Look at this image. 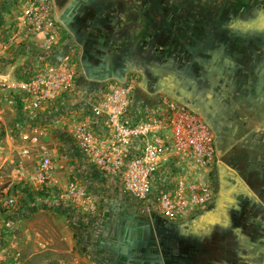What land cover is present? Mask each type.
Returning <instances> with one entry per match:
<instances>
[{
    "label": "built area",
    "instance_id": "2783aa9c",
    "mask_svg": "<svg viewBox=\"0 0 264 264\" xmlns=\"http://www.w3.org/2000/svg\"><path fill=\"white\" fill-rule=\"evenodd\" d=\"M17 4L13 19L16 37L27 43L37 41L48 60L33 74L15 80L0 79V90L9 94L16 111L14 150L22 160L34 161V170L27 174L24 183L44 191L39 200L49 204L54 201L44 189L56 183L52 150L39 149L49 128H54L61 137L64 157H83L82 164L95 168L117 197L134 200L170 222L184 221L209 202L211 188L202 178L193 182L180 179L185 172L180 173L175 165L178 159L197 176L210 173L216 153L208 125L184 105L165 97L161 99L162 109L155 113L145 107L130 110L131 88L116 82H108L101 89L81 91L80 98L74 101L72 59L53 53L58 46L72 47L60 40L62 29L53 0H18ZM89 176L84 182H88ZM8 189L0 186V213L17 204ZM60 200L59 205L70 216L92 219L98 215L96 196L76 182L62 186ZM35 205L33 199L27 200L30 209ZM94 222L90 228L93 233L96 219ZM24 263L20 249L8 257L0 256V264ZM75 264L102 262L90 250Z\"/></svg>",
    "mask_w": 264,
    "mask_h": 264
},
{
    "label": "rangeland",
    "instance_id": "374dc122",
    "mask_svg": "<svg viewBox=\"0 0 264 264\" xmlns=\"http://www.w3.org/2000/svg\"><path fill=\"white\" fill-rule=\"evenodd\" d=\"M17 1L0 0V79L15 80L24 75L33 74V70L39 71L48 60V57L41 53L37 41L27 43L16 37L13 19L18 9ZM163 1H166L163 6L173 2V0ZM185 1L191 0H183L184 3ZM134 2V8L127 14V20L118 19L117 23H113L112 16L116 12L110 11L111 15L105 13L101 19H95L94 33L85 35L78 30L73 32L75 37L83 40L79 41L83 44L77 41L78 45L74 46L75 42L68 51L71 56L74 55V59L76 57L79 59L77 71L74 66L76 86L74 101L80 98L81 91L101 89L108 82H116L131 88L130 110L145 107L146 111L155 113L162 109L161 99L164 97L184 105L210 128L216 159H222L225 156L229 158L238 170V174L242 173L239 179L245 182L244 178L251 173L254 166L252 147H249L247 152L242 149L238 152L236 147H232L229 152L223 153L224 146L227 147L230 140L222 134L227 123H221L225 117L236 112V98L226 94L227 91L221 88L222 85L217 81V77L210 78V75L206 76L203 71H197V73L189 71L190 62H196L190 55L189 35H183L180 38L169 33L166 36L168 31L173 30V24L169 28L166 23L170 19L171 12L163 11L165 13L163 14L156 9L153 0L137 2L134 0ZM166 14H169L168 19L166 21L164 18L163 22L162 16ZM230 15H237L234 9L230 10ZM128 20H131L129 24ZM102 22L108 25L106 30H101ZM193 52H195L194 49ZM90 74L105 77V79L91 83L89 79H86V75ZM209 81H216L212 90L207 85ZM8 96L6 91L0 90V186L9 188L8 192L15 196L17 204L13 209L0 213V256L8 257L14 250L20 249L24 252V264H75L76 261L83 259L84 254L90 252L88 249L79 250L76 247V241L69 252L55 251L48 245L38 246L43 233L48 232L44 224L49 229L52 226L68 227L74 234L76 233L78 241L81 239L83 227L94 226L97 216L92 219L76 214H74L75 217L70 216L71 213L67 212L63 205H59L62 186L73 181L86 188L96 196L98 212L117 196L112 189H109V186L104 187L97 182L95 173L97 170L88 163L82 164L84 158L79 154L65 158L60 146L61 137L56 129L49 128L48 136L41 141L39 149L52 150L50 152L56 166L53 177L56 183L44 189L52 195L50 200L54 201L49 204L39 200L44 191L30 183H24L27 174L34 170V161L22 160L14 150V140L17 137L15 135L16 111ZM230 97H232V103ZM71 110H74V107H71ZM238 161L243 163L249 161L245 162L246 169L239 167ZM175 165L180 173L185 172L184 176L180 175V179L192 181L202 178L211 188L210 201L198 207L191 215L198 220L195 224L199 230V236L210 239L214 233L213 230L219 231L227 220L226 204L231 195H226L225 191L221 190L216 192L211 175L212 169L208 175L197 176L190 172L182 161L175 160ZM87 174L91 176L88 182H84ZM249 189H252V186H249ZM28 199L36 201L34 209L27 206ZM218 200L221 203L217 204ZM250 204L252 206L253 203ZM207 206L210 208L205 209ZM216 210L217 215L211 213ZM72 223L79 229H73ZM206 223L211 226V230L205 229ZM88 243L90 245L91 241L89 240Z\"/></svg>",
    "mask_w": 264,
    "mask_h": 264
},
{
    "label": "crops",
    "instance_id": "0c3cea01",
    "mask_svg": "<svg viewBox=\"0 0 264 264\" xmlns=\"http://www.w3.org/2000/svg\"><path fill=\"white\" fill-rule=\"evenodd\" d=\"M173 1L165 6L157 5L156 9L163 14V11L172 13L169 18L173 22L169 19L166 23L169 28L173 24V30L168 33L180 38L189 35L190 55L196 60L194 63L190 62L189 71H203L210 78L217 77L221 88L227 91L226 94L236 98V112L225 117L221 123H227L222 134L230 140L228 148L224 146L223 153L229 152L232 147H236L238 152L239 149L247 152L252 147L254 154L251 161L254 166L244 178L245 182L241 183L246 198L253 199L259 205L261 216L264 217V0ZM191 2L194 4H190ZM54 9L62 29L60 40H66L72 46L77 41H83L75 37L73 32L78 30L85 35L94 33L95 19H101L105 13L111 15L110 11L116 12L112 16L113 23H117L118 19L127 20L132 1L54 0ZM231 9L237 15H230ZM130 22L131 20L127 21L128 24ZM76 43L74 46L78 45ZM68 51L66 47L58 46L54 53L72 58L77 71L79 59H74V55L71 56ZM86 79L92 83L105 77L90 74L86 75ZM215 82L209 81L207 84L211 90L215 87ZM232 101L230 97V102ZM245 162L238 161L237 165L246 169ZM44 228L48 232L43 233L38 246L48 245L55 251L65 252L73 249L75 239L70 228L52 226L49 229L46 224ZM248 232L250 241L240 243L236 255L233 244L211 245V248L220 250L221 256H204L201 263L199 259V263L194 260L178 264H264V223L262 226L250 227Z\"/></svg>",
    "mask_w": 264,
    "mask_h": 264
},
{
    "label": "flooded vegetation",
    "instance_id": "af4514ba",
    "mask_svg": "<svg viewBox=\"0 0 264 264\" xmlns=\"http://www.w3.org/2000/svg\"><path fill=\"white\" fill-rule=\"evenodd\" d=\"M131 1L134 8L135 2ZM165 2L153 0L155 7ZM164 18L167 21L168 15L162 16V20ZM107 28L106 22H102L101 30ZM211 175L216 192L225 191L231 198H227L226 204L229 217L226 216L227 220L219 231L213 230L210 239L199 236L195 216L181 222H170L134 200L114 197L98 212L93 233L92 249L102 264H178L199 259L201 263L204 256L220 255L219 250L211 248V245L233 244L236 255L240 243L250 241L249 228L262 226L264 217L259 205L246 198L239 179L241 172L238 174L229 158L215 159ZM211 213L217 215V210ZM205 226L208 231L212 229L208 223Z\"/></svg>",
    "mask_w": 264,
    "mask_h": 264
},
{
    "label": "trees",
    "instance_id": "16d2710c",
    "mask_svg": "<svg viewBox=\"0 0 264 264\" xmlns=\"http://www.w3.org/2000/svg\"><path fill=\"white\" fill-rule=\"evenodd\" d=\"M95 173L97 174V176H96L97 182L101 186L108 187V184L106 183V180L102 177V175L98 171H96ZM34 211H37V210H34ZM72 228L73 229H79L78 226H76L74 223H72ZM81 231L82 232L80 234V236H81L80 241H78V238H77L76 233L74 234V239L76 241V247L79 250L88 249V250H92L93 251V249L91 248V246L88 243L89 240L91 239V236L90 235L93 233V229H90V228L87 229L86 227H83ZM82 235H84V236H82Z\"/></svg>",
    "mask_w": 264,
    "mask_h": 264
},
{
    "label": "water",
    "instance_id": "95a60500",
    "mask_svg": "<svg viewBox=\"0 0 264 264\" xmlns=\"http://www.w3.org/2000/svg\"><path fill=\"white\" fill-rule=\"evenodd\" d=\"M223 200V199H222ZM221 203V201L218 200L217 204ZM184 224H187V223H182L181 225H184Z\"/></svg>",
    "mask_w": 264,
    "mask_h": 264
}]
</instances>
